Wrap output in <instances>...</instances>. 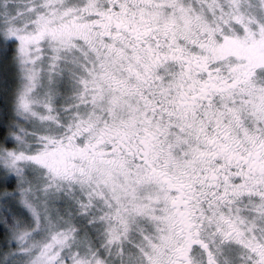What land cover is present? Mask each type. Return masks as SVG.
Returning <instances> with one entry per match:
<instances>
[{
    "label": "snow or ice",
    "instance_id": "snow-or-ice-1",
    "mask_svg": "<svg viewBox=\"0 0 264 264\" xmlns=\"http://www.w3.org/2000/svg\"><path fill=\"white\" fill-rule=\"evenodd\" d=\"M0 264H264V0H0Z\"/></svg>",
    "mask_w": 264,
    "mask_h": 264
}]
</instances>
